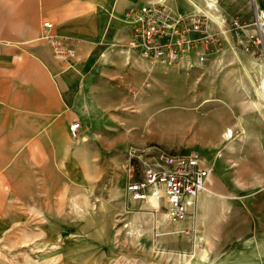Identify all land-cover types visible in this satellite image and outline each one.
Masks as SVG:
<instances>
[{
    "label": "crops",
    "instance_id": "0c3cea01",
    "mask_svg": "<svg viewBox=\"0 0 264 264\" xmlns=\"http://www.w3.org/2000/svg\"><path fill=\"white\" fill-rule=\"evenodd\" d=\"M153 1L0 0L1 228L13 205H65L71 200L70 193L85 196L88 184L102 176V149L113 145L103 135V130H108L104 126L123 120L118 112L121 110L125 117L123 109L133 107L134 94L144 91L147 77L159 74L167 65L182 63L154 62L143 58L138 49L127 48L131 28L125 13ZM168 3L182 11L206 9L204 0ZM255 3L264 8L263 0H219V13L226 25L236 15L251 21ZM46 20L53 22L50 33L57 38L76 41L73 57L62 60L54 54L45 37ZM256 32L253 24L243 29L245 35ZM235 42L229 31L224 33L223 45ZM208 57L212 62L205 74L208 92L224 91L219 87L226 84L230 91H238L237 103L230 106L232 112L224 107L222 113H216L208 107L207 124L215 131L212 137L255 142V153L263 167L262 184L238 195L221 193L211 167L207 189L198 195L194 210L183 220L172 221L166 215V198L157 201L153 197H131L127 159L125 193L132 203H143L148 210L164 208L169 223L179 229L174 234L176 239L183 231L207 241L221 238L223 252L238 254V264H264V97L260 85L264 71L260 74L255 69L256 61L245 58L239 69L221 70L216 68L215 54L209 53ZM223 57L230 60L235 55ZM187 60L195 61V54ZM189 113L193 120L198 118L196 111ZM74 120L82 124L77 137L70 129ZM46 210L40 218H46L47 227L55 220L71 218V214L56 217ZM151 212L144 210L138 216H155ZM105 225L102 221L92 235L103 236ZM88 229L83 222L77 233L87 234Z\"/></svg>",
    "mask_w": 264,
    "mask_h": 264
},
{
    "label": "rangeland",
    "instance_id": "374dc122",
    "mask_svg": "<svg viewBox=\"0 0 264 264\" xmlns=\"http://www.w3.org/2000/svg\"><path fill=\"white\" fill-rule=\"evenodd\" d=\"M236 42L233 46L222 43L209 52L217 57L216 68L239 69L245 58L256 61L255 69L263 73L260 46H255L258 51L252 54ZM224 54L235 58L227 60ZM209 57L198 65L183 61L167 65L164 71L146 78L144 91L133 93V107L123 109L125 117L121 110L118 112L123 120L104 126L112 129L103 130V135L113 145L102 149V176L88 184L85 196L70 193L71 200L65 205H13L7 220L2 221L4 228L0 227V264H238V254L223 252L221 238L207 241L183 231L176 239L178 231L159 228L157 217L164 208L148 210L143 203H132L125 193L127 148L153 144L171 152L197 150L213 168L221 193L238 195L262 184L263 167L255 153V142L212 137L215 131L207 124L208 107L216 113H222L224 107L230 112V106L237 103L238 91H230L226 84L219 87L224 91L208 92L205 74L212 64ZM191 110L198 114L195 120ZM245 183L246 188L240 189ZM47 208L56 217L71 214V218L55 220L47 227L46 218H40ZM144 210L155 216H138ZM102 221L106 236L96 238L92 233ZM83 222L89 229L87 234L78 235Z\"/></svg>",
    "mask_w": 264,
    "mask_h": 264
},
{
    "label": "built area",
    "instance_id": "2783aa9c",
    "mask_svg": "<svg viewBox=\"0 0 264 264\" xmlns=\"http://www.w3.org/2000/svg\"><path fill=\"white\" fill-rule=\"evenodd\" d=\"M204 1L205 11L198 7L193 11L176 10L162 0L129 8L124 16L131 28L127 48L138 49L143 58L154 62L176 64L185 60L193 65L205 62L209 52L222 45L224 33L229 31L252 54L258 51L255 46H260L259 51L264 53V8L255 3L251 21L236 15L226 25L214 6L219 0ZM215 10L217 15L213 14ZM249 24L255 25L257 32L245 35L243 29ZM43 25L54 54L62 60L73 57L76 41L68 42L50 33L53 22L49 20ZM191 54H195V61L187 60ZM260 85L264 91V80ZM81 128L80 120L70 124L74 137ZM127 157V189L131 197L144 200L153 197L157 201L166 198V215L172 221L186 218L194 210L198 195L207 189L212 168L197 150L171 152L153 144L130 147Z\"/></svg>",
    "mask_w": 264,
    "mask_h": 264
},
{
    "label": "bare ground",
    "instance_id": "6f19581e",
    "mask_svg": "<svg viewBox=\"0 0 264 264\" xmlns=\"http://www.w3.org/2000/svg\"><path fill=\"white\" fill-rule=\"evenodd\" d=\"M162 1H164V2H168L169 0H162ZM215 5V7H216V9L217 10H219V6H218V4L217 3H214ZM217 10H215V12L213 13L214 15H217ZM263 80H264V77L262 78ZM261 92H262V96L264 97V91H263V89H261ZM210 177H211V174H210ZM210 177H209V179H210ZM209 181V180H208ZM154 205V204H153ZM153 210V209H152ZM154 210H157V211H159L160 209L159 208H157V209H154ZM151 214H154V212H151ZM157 220H158V222H159V224H160V227H162V228H168L170 231H178L179 229H177L176 227H175V225H171L170 223H169V221L167 220V218H166V215H165V213L163 212V213H161V215H160V217H158L157 218Z\"/></svg>",
    "mask_w": 264,
    "mask_h": 264
}]
</instances>
